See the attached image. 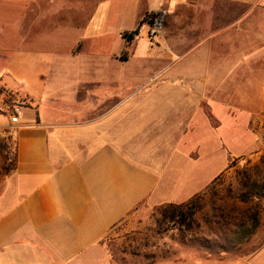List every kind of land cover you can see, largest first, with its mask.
<instances>
[{
	"label": "crops",
	"instance_id": "0c3cea01",
	"mask_svg": "<svg viewBox=\"0 0 264 264\" xmlns=\"http://www.w3.org/2000/svg\"><path fill=\"white\" fill-rule=\"evenodd\" d=\"M11 1L17 13H24L23 1ZM263 9L264 0H103L86 23L77 21L78 34L64 48L65 58L47 59L41 94L24 92L28 105L16 122L7 115L8 104H1L13 128L15 162L0 190V264H122L103 244L113 227L144 202L184 203L232 169L229 161L239 155L228 152L222 166L208 168V177L200 179L207 172L201 167L205 149L197 114L202 112L209 130L221 128L206 114L207 108L217 110L216 102L206 104L207 80L218 79V71L227 77L244 65L255 26L247 18ZM159 13L165 25L154 44L162 53L123 55L127 45L142 37L128 41L124 34ZM129 20L131 26L119 25ZM17 25L19 34L24 29ZM233 25L238 27L231 47L241 56L234 66L223 65L227 58L220 59L215 71L187 65L194 59L206 62L194 55L199 38L210 46L223 28ZM260 58L264 62V54ZM141 59L150 71L135 64ZM64 74L70 81L66 89L58 78ZM47 77L59 88L45 90ZM243 88L247 90L236 86L229 108L245 115L256 143L251 127L260 114L264 117V93L258 88L257 102L249 103ZM230 119L239 116L233 113ZM259 229L264 232V214ZM256 236L242 247L246 264L264 255V241L257 246ZM228 258L233 257L214 262Z\"/></svg>",
	"mask_w": 264,
	"mask_h": 264
},
{
	"label": "rangeland",
	"instance_id": "374dc122",
	"mask_svg": "<svg viewBox=\"0 0 264 264\" xmlns=\"http://www.w3.org/2000/svg\"><path fill=\"white\" fill-rule=\"evenodd\" d=\"M21 1H23L24 12L22 14L16 12L18 6L11 3V0H5L4 5L0 6V190L5 175L9 173L14 165L15 155V143L12 137L13 128L12 125H8L6 114L3 113L4 107L1 104L5 102L9 107L14 105V108L20 114L22 107L28 105L25 91L41 94L40 76L41 72L47 71L44 65L47 59L65 58L64 48L78 34L76 26L73 25L77 21L81 24L86 23L92 10H95L96 6L103 0ZM199 6H197V9ZM11 8L13 9L11 10ZM153 16L145 17L144 22L149 21ZM111 17L112 15L108 16V25ZM247 21L255 25L253 34L248 35L247 51L249 48L251 49L246 55L248 57L247 61L244 62L243 66L240 65L238 69L232 70L230 76L226 77L224 73L220 75L218 71L216 73L218 79L207 80L209 85L206 89V104L216 102L217 110L207 108L206 114L213 126L221 124V128L217 131L209 130L203 122L202 112L197 114V122L200 123L198 137L204 142L205 149L201 167L207 172L199 175L201 180L208 177V168L216 170L218 166H222L226 162L227 156H229L228 152L232 155H239L237 160L233 161L235 169H230L227 172L223 170L225 173L223 175L224 186L234 182L236 170L258 164L264 152L263 114H260L259 119L251 127L256 135V143H253L250 132L246 127L245 115L229 108L231 98H235V92L233 91H235L237 85L238 90L243 86L247 87V90L245 88L243 90H246L244 93H246L249 103L257 102L259 91H256L258 88H260L261 93H264V62L260 61L261 55L264 54V9L263 11L257 10L251 13ZM17 23L22 24L24 29L19 34L14 30L16 29L15 25L19 26ZM131 23V20L122 21L119 25L129 27ZM142 24L144 25V23ZM108 25L107 27H109ZM116 25L118 26V23ZM116 25L114 27H117ZM237 27L238 25H233L223 28L217 37L211 39L210 43L212 45L210 46L206 44L202 37L199 38V47L194 55L197 58L205 57L206 62H199L198 59H194L187 65L195 67V69L203 66L210 69V71H215L217 70L216 64L219 63L220 59L227 58V62L223 65L234 66L241 57L239 55L240 51L233 52L231 47L232 35L235 36L233 30ZM144 29H147L146 25H144ZM23 36V40H20ZM134 38L136 39V36ZM17 40L20 41L16 43ZM155 42H160V40L156 37L149 39L142 34L140 42H134L132 46L127 45L122 54L125 56L133 55L134 58H137V56L146 58L160 55L162 52L160 53L159 49L156 48ZM151 47L154 49L151 50ZM207 50H209L208 54ZM135 64L143 67V70H151L148 67L150 64L147 60L141 59L136 61ZM160 68L161 66L158 65V70ZM203 70L204 68H202ZM220 77L222 78L220 79ZM58 78L62 82V88H69L70 81L66 74ZM211 82L212 85H210ZM54 85L59 88L56 81L49 80V77L45 79V90H48V86L53 88ZM238 97L240 99V94ZM233 107H235L234 104ZM224 108L227 110H224ZM26 113L30 115L31 111L27 110ZM233 113L238 114V120L230 119V114L233 116ZM194 115L196 114H193V117ZM254 150L253 154H248ZM229 162L232 163V160ZM197 170L198 168L193 172L198 175ZM258 203L264 212V198L259 199ZM158 206H151L144 202L122 224L114 229L112 241L109 242V249L116 262L122 264H168L185 260L190 264H218L198 249L195 242L196 238H187L183 241L171 226L164 227L165 229L160 234H155L157 229L155 220L158 217L156 208ZM256 233L254 243L258 246L264 241V232L262 229H258ZM245 257L247 256L228 258L222 264H246ZM257 257H259V261L254 264H264V255H257Z\"/></svg>",
	"mask_w": 264,
	"mask_h": 264
},
{
	"label": "trees",
	"instance_id": "16d2710c",
	"mask_svg": "<svg viewBox=\"0 0 264 264\" xmlns=\"http://www.w3.org/2000/svg\"><path fill=\"white\" fill-rule=\"evenodd\" d=\"M138 27L124 34L128 41L138 34ZM234 162L229 169L236 168ZM223 175L184 203L158 206L155 234L171 226L183 241L196 238L198 249L215 261L227 256H248L242 247L256 234L264 214L258 203L259 199L264 198V152L258 164L236 170L233 183L224 186ZM117 226L111 229L103 241L107 248Z\"/></svg>",
	"mask_w": 264,
	"mask_h": 264
},
{
	"label": "built area",
	"instance_id": "2783aa9c",
	"mask_svg": "<svg viewBox=\"0 0 264 264\" xmlns=\"http://www.w3.org/2000/svg\"><path fill=\"white\" fill-rule=\"evenodd\" d=\"M147 26V29H144V25L141 24L138 27V34L136 36L144 35L147 38L151 39L157 36L164 28L165 25V16L164 14H155L149 21L143 22ZM7 113L11 122H16L19 112L13 106L7 107Z\"/></svg>",
	"mask_w": 264,
	"mask_h": 264
}]
</instances>
